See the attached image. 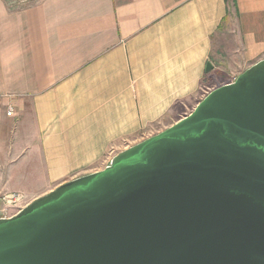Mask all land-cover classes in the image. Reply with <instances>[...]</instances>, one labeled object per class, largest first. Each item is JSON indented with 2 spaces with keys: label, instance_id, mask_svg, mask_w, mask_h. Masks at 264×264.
Returning a JSON list of instances; mask_svg holds the SVG:
<instances>
[{
  "label": "crops",
  "instance_id": "crops-1",
  "mask_svg": "<svg viewBox=\"0 0 264 264\" xmlns=\"http://www.w3.org/2000/svg\"><path fill=\"white\" fill-rule=\"evenodd\" d=\"M235 2L0 0V170L32 191L15 193L104 170L263 60L264 0Z\"/></svg>",
  "mask_w": 264,
  "mask_h": 264
},
{
  "label": "water",
  "instance_id": "water-1",
  "mask_svg": "<svg viewBox=\"0 0 264 264\" xmlns=\"http://www.w3.org/2000/svg\"><path fill=\"white\" fill-rule=\"evenodd\" d=\"M0 264H264V59L0 219Z\"/></svg>",
  "mask_w": 264,
  "mask_h": 264
},
{
  "label": "built area",
  "instance_id": "built-area-1",
  "mask_svg": "<svg viewBox=\"0 0 264 264\" xmlns=\"http://www.w3.org/2000/svg\"><path fill=\"white\" fill-rule=\"evenodd\" d=\"M9 8L18 10L30 6L36 0H3ZM238 77L233 78L231 83H234ZM10 96L0 94V104L4 101H9ZM7 116L14 118L16 116L15 107L9 103L7 106ZM27 196L22 193H8L0 188V219H9L21 212L29 203Z\"/></svg>",
  "mask_w": 264,
  "mask_h": 264
},
{
  "label": "rangeland",
  "instance_id": "rangeland-1",
  "mask_svg": "<svg viewBox=\"0 0 264 264\" xmlns=\"http://www.w3.org/2000/svg\"><path fill=\"white\" fill-rule=\"evenodd\" d=\"M235 77H238V75L235 74V75L231 76L230 78L225 77L221 81L225 82V83H231L233 78H235ZM218 81H219V85L222 84V82L220 80H218ZM29 177L30 176H26V174L23 173L22 171L21 172L16 171V170L12 171V169H11V171H9L7 168H5L4 170L1 169L0 170V188L7 191L8 193H15V191H17V188L19 187V188H22L20 191H23L24 193L25 192L30 193V192H32L30 190L31 188L26 185ZM5 179L8 181L7 190H6V188H4V185H3V183H4L3 181H5ZM18 184H20V185L22 184V187H20ZM26 196L28 198L26 202H28L30 204L31 203V197H29L28 195H26Z\"/></svg>",
  "mask_w": 264,
  "mask_h": 264
},
{
  "label": "trees",
  "instance_id": "trees-1",
  "mask_svg": "<svg viewBox=\"0 0 264 264\" xmlns=\"http://www.w3.org/2000/svg\"><path fill=\"white\" fill-rule=\"evenodd\" d=\"M226 1L228 2V5L233 4V6L235 7V5H236L235 0H226Z\"/></svg>",
  "mask_w": 264,
  "mask_h": 264
}]
</instances>
